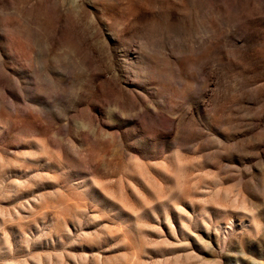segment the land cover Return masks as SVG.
<instances>
[{"label": "rangeland", "instance_id": "rangeland-1", "mask_svg": "<svg viewBox=\"0 0 264 264\" xmlns=\"http://www.w3.org/2000/svg\"><path fill=\"white\" fill-rule=\"evenodd\" d=\"M0 264H264V0H0Z\"/></svg>", "mask_w": 264, "mask_h": 264}]
</instances>
